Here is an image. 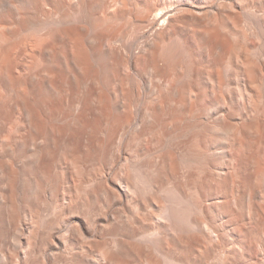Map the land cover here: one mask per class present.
<instances>
[{
  "label": "bare ground",
  "instance_id": "bare-ground-1",
  "mask_svg": "<svg viewBox=\"0 0 264 264\" xmlns=\"http://www.w3.org/2000/svg\"><path fill=\"white\" fill-rule=\"evenodd\" d=\"M0 264H264V0H0Z\"/></svg>",
  "mask_w": 264,
  "mask_h": 264
}]
</instances>
